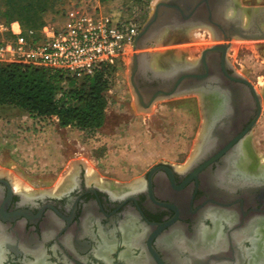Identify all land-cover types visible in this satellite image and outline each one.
Instances as JSON below:
<instances>
[{
    "label": "flooded vegetation",
    "instance_id": "af4514ba",
    "mask_svg": "<svg viewBox=\"0 0 264 264\" xmlns=\"http://www.w3.org/2000/svg\"><path fill=\"white\" fill-rule=\"evenodd\" d=\"M209 1L210 15L198 7L204 22L256 9ZM199 58H175L169 69L157 57L160 66L139 62L133 74L142 99L193 74L173 90L194 102L188 159L154 162L126 183L90 178L82 166L50 191L0 175V264H264V162L250 140L264 91L227 50L224 59L220 52L206 54L205 64Z\"/></svg>",
    "mask_w": 264,
    "mask_h": 264
},
{
    "label": "rangeland",
    "instance_id": "374dc122",
    "mask_svg": "<svg viewBox=\"0 0 264 264\" xmlns=\"http://www.w3.org/2000/svg\"><path fill=\"white\" fill-rule=\"evenodd\" d=\"M156 1L52 0L51 7L41 16L44 24L56 25L63 21L62 15L67 9L85 4L94 13L135 21L142 26ZM237 1L239 5L256 9L264 7V0ZM5 5L6 0H0V20L4 17ZM193 28H196L193 31L195 37L179 41L170 38L169 32L168 37L164 35L154 48L148 50L172 49L173 57L181 54L179 59L185 55L197 59L205 47L224 43L213 33L212 38L203 25ZM234 37L228 42L227 58L247 78L259 81V87L264 91V38ZM133 52L131 48L123 61L115 66L109 89L105 92V119L94 130L61 126L55 116H37L14 105H0V175L9 176L15 186L18 180V184L27 185L28 189L50 191L82 166L90 178L126 183L139 177L154 162L173 163L188 159L196 138L191 135L196 125L194 102L186 101L188 96L176 93L157 98L148 109L139 107L130 83L129 64ZM250 140L256 146V152L264 155V101ZM187 148L190 150L186 151ZM87 165H90L89 170Z\"/></svg>",
    "mask_w": 264,
    "mask_h": 264
},
{
    "label": "built area",
    "instance_id": "2783aa9c",
    "mask_svg": "<svg viewBox=\"0 0 264 264\" xmlns=\"http://www.w3.org/2000/svg\"><path fill=\"white\" fill-rule=\"evenodd\" d=\"M62 20L26 30L18 20H0V63L43 66L76 78L90 76L123 61L140 28L135 21L94 13L85 4L67 9Z\"/></svg>",
    "mask_w": 264,
    "mask_h": 264
},
{
    "label": "trees",
    "instance_id": "16d2710c",
    "mask_svg": "<svg viewBox=\"0 0 264 264\" xmlns=\"http://www.w3.org/2000/svg\"><path fill=\"white\" fill-rule=\"evenodd\" d=\"M51 5L52 0H6L2 19L18 20L24 30L39 29L44 25L41 15ZM114 69L103 67L76 78L43 66L0 63V105H14L32 115L55 116L61 126L94 130L105 119V92Z\"/></svg>",
    "mask_w": 264,
    "mask_h": 264
},
{
    "label": "water",
    "instance_id": "95a60500",
    "mask_svg": "<svg viewBox=\"0 0 264 264\" xmlns=\"http://www.w3.org/2000/svg\"><path fill=\"white\" fill-rule=\"evenodd\" d=\"M214 4L216 0H213ZM231 3V2H230ZM204 4L206 6V11L208 15L211 12L212 2L209 0H157L151 9V12L143 23L140 26L138 33L136 34L134 41L132 43V49L134 52L131 55L129 70H130V83L133 87V91L136 95L137 101L140 102V106L143 109H148L150 105L159 97H167L171 94H176L178 91L175 90L180 82L183 79H187L192 77L193 74H185L173 82V85L170 87L172 91L167 93L153 92L150 94V97L142 99L140 95L136 91V85L134 82L133 74L139 64V62H145L148 65L154 63V59L157 57H166L167 63L165 68L174 69L175 65L173 63L177 62L175 59H171L173 57L172 49H166L163 52L161 51H149V48H154L157 43L161 40V38L165 35L167 31L171 30H183L189 29L194 26H208L211 28V31L216 39L229 40L232 37H240L245 39H259L264 38V30L262 26L264 25V7H260L258 9H253L250 13L249 21L247 25L243 26L242 17L240 15H236L232 18H224L220 21H213L211 18H208V21L201 20L198 15L199 5ZM219 31L223 32V30H227V34L224 33L222 37L216 35ZM229 46L228 42L224 43H216L211 46L204 48L198 60L205 64L206 54L211 53H221L222 59L225 57L226 50ZM138 50V51H137ZM198 61L193 64H186L185 67L193 68Z\"/></svg>",
    "mask_w": 264,
    "mask_h": 264
},
{
    "label": "bare ground",
    "instance_id": "6f19581e",
    "mask_svg": "<svg viewBox=\"0 0 264 264\" xmlns=\"http://www.w3.org/2000/svg\"><path fill=\"white\" fill-rule=\"evenodd\" d=\"M251 11H252V9H249L247 12H245V14L242 12V14H241V17H242V21H244V23H243V26H245V25H247V23H248V21H249V17H250V13H251ZM190 29V28H189ZM183 30H187V29H183ZM171 31H176L175 33H171L170 34V38H172V39H174L175 38V40H184V39H190V38H192V37H195V36H193L194 35V33H193V31L192 32H187V31H177V30H171ZM166 34V33H165ZM169 35H167V37H168ZM163 38V37H162ZM162 38H161V40H162ZM230 41V39L229 40H224V42H229ZM173 42V41H172ZM151 48H149V50H150ZM181 55V54H180ZM180 55H178V56H180ZM177 56V58H179ZM160 58V57H159ZM176 57H174V59H175ZM176 58V59H177ZM184 59H190V57H187L186 55H185V57H183ZM173 59V58H172ZM155 60V59H154ZM162 60H163V58H162ZM191 60V59H190ZM194 60V59H193ZM196 60V59H195ZM194 60V61H195ZM163 63V62H162ZM167 63V61L166 60H164V64H166ZM154 65L155 66H160L161 65V61L160 62H158V60H156V61H154ZM262 84L264 85V81H262ZM249 151H251V148H250V144H247V146H246V153H247V155L249 154H251L252 152H249ZM254 152V151H253ZM260 160H263V162H264V155H261L260 157ZM89 166L90 165H87V169L89 170ZM263 166H264V164H263ZM250 167L251 168H254L255 167V165L254 164H251L250 165ZM16 181V180H15ZM16 183V187L18 186V180L15 182ZM26 186V185H25Z\"/></svg>",
    "mask_w": 264,
    "mask_h": 264
}]
</instances>
